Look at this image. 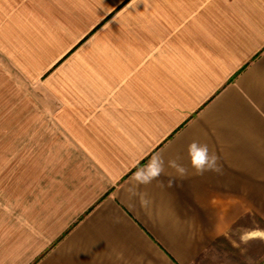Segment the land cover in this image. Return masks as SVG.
Instances as JSON below:
<instances>
[{
	"label": "crops",
	"instance_id": "crops-1",
	"mask_svg": "<svg viewBox=\"0 0 264 264\" xmlns=\"http://www.w3.org/2000/svg\"><path fill=\"white\" fill-rule=\"evenodd\" d=\"M0 54L47 163L0 264H264V0H0Z\"/></svg>",
	"mask_w": 264,
	"mask_h": 264
},
{
	"label": "rangeland",
	"instance_id": "rangeland-1",
	"mask_svg": "<svg viewBox=\"0 0 264 264\" xmlns=\"http://www.w3.org/2000/svg\"><path fill=\"white\" fill-rule=\"evenodd\" d=\"M7 63L8 60L0 54V197L5 192L4 187H8V192H13L17 184L30 188L35 178L33 171H37L38 179V171L42 169L39 167L44 169L47 166V163L32 161V153L38 147L31 143L30 131L22 130L25 115L16 113L18 103L30 102V98L21 99L18 93L21 89L31 91L32 84L23 86L20 81V85L17 70ZM259 226L264 227V223L260 222ZM248 245L252 250L264 252V242L262 247L257 242H249Z\"/></svg>",
	"mask_w": 264,
	"mask_h": 264
},
{
	"label": "clouds",
	"instance_id": "clouds-1",
	"mask_svg": "<svg viewBox=\"0 0 264 264\" xmlns=\"http://www.w3.org/2000/svg\"><path fill=\"white\" fill-rule=\"evenodd\" d=\"M188 152L191 163L198 171L204 170L205 165L215 163V157L210 156L207 145L193 141L188 147ZM146 167L148 172L138 171L135 174V179L139 183H150L151 180L158 178L163 172V163L160 161L156 163H149ZM241 239L243 240L244 237L242 236Z\"/></svg>",
	"mask_w": 264,
	"mask_h": 264
}]
</instances>
